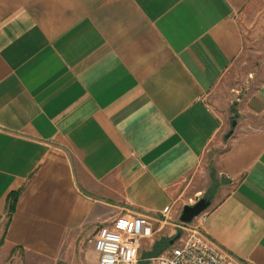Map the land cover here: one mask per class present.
I'll return each mask as SVG.
<instances>
[{
  "label": "crops",
  "instance_id": "crops-1",
  "mask_svg": "<svg viewBox=\"0 0 264 264\" xmlns=\"http://www.w3.org/2000/svg\"><path fill=\"white\" fill-rule=\"evenodd\" d=\"M252 1L0 0V264H98L102 225L197 195L264 264V81L228 92Z\"/></svg>",
  "mask_w": 264,
  "mask_h": 264
},
{
  "label": "built area",
  "instance_id": "built-area-1",
  "mask_svg": "<svg viewBox=\"0 0 264 264\" xmlns=\"http://www.w3.org/2000/svg\"><path fill=\"white\" fill-rule=\"evenodd\" d=\"M201 196L189 199L187 205H194ZM183 205L177 212L179 219ZM175 206L163 209L158 217L139 214L119 216L102 225L94 238V251L98 264H138L142 242L153 239L157 224L172 222ZM207 218L206 211L189 224L180 227L186 232L173 238L174 242L161 254L154 256L150 264H245L231 252L221 247L204 231L202 225Z\"/></svg>",
  "mask_w": 264,
  "mask_h": 264
},
{
  "label": "rangeland",
  "instance_id": "rangeland-1",
  "mask_svg": "<svg viewBox=\"0 0 264 264\" xmlns=\"http://www.w3.org/2000/svg\"><path fill=\"white\" fill-rule=\"evenodd\" d=\"M240 25L245 36V48L231 70L228 85L230 97L235 101L264 81V0H253L246 6L240 15ZM180 224L179 216L173 224H157L159 231L154 238L142 242L138 264H150L152 257L161 254L171 245L170 239L182 233L185 235L186 232ZM93 246L92 238L91 250Z\"/></svg>",
  "mask_w": 264,
  "mask_h": 264
},
{
  "label": "water",
  "instance_id": "water-1",
  "mask_svg": "<svg viewBox=\"0 0 264 264\" xmlns=\"http://www.w3.org/2000/svg\"><path fill=\"white\" fill-rule=\"evenodd\" d=\"M211 204V200L207 198H201L194 205H186L180 217L181 222L185 224L193 222L196 217L207 211L210 208ZM173 242L174 240L171 241V243Z\"/></svg>",
  "mask_w": 264,
  "mask_h": 264
},
{
  "label": "trees",
  "instance_id": "trees-1",
  "mask_svg": "<svg viewBox=\"0 0 264 264\" xmlns=\"http://www.w3.org/2000/svg\"><path fill=\"white\" fill-rule=\"evenodd\" d=\"M16 201H17V194L12 197V200L10 202V206H9V216H11L12 213L14 212V210H15Z\"/></svg>",
  "mask_w": 264,
  "mask_h": 264
}]
</instances>
